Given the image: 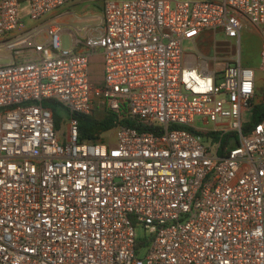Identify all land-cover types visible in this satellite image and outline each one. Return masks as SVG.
<instances>
[{
  "label": "built area",
  "instance_id": "obj_1",
  "mask_svg": "<svg viewBox=\"0 0 264 264\" xmlns=\"http://www.w3.org/2000/svg\"><path fill=\"white\" fill-rule=\"evenodd\" d=\"M87 1L101 25L65 49L57 19ZM20 8L0 0V264H264V47L241 62L264 0H29L26 28ZM205 32L238 60L188 66ZM100 109L113 137L81 142Z\"/></svg>",
  "mask_w": 264,
  "mask_h": 264
},
{
  "label": "rangeland",
  "instance_id": "obj_2",
  "mask_svg": "<svg viewBox=\"0 0 264 264\" xmlns=\"http://www.w3.org/2000/svg\"><path fill=\"white\" fill-rule=\"evenodd\" d=\"M89 3L80 2L70 8V12L65 14L63 17L57 19L60 25L61 30V44L63 48L70 49L73 46V37H77L79 40L82 39V36L79 33V30L84 28L97 29L101 25L102 21V5L96 4L94 6V12H91L87 8ZM21 18L23 20L22 27L26 28L29 26V18L27 17L29 13V3H24L21 5ZM259 30V29H258ZM257 30L251 28L248 31H244L242 34V53H241V62L244 66L255 67L259 64V39L261 37L260 33H256ZM84 34V33H83ZM214 36V35H213ZM224 35L218 34L214 37L209 38L208 40H201L198 46L193 45L187 50V52L194 54H205L209 58L213 59L215 57V47L224 40ZM238 41L234 42L233 45L237 46ZM216 45V46H215ZM234 60H238L237 56V47H235ZM7 60L0 61V64L7 63ZM90 74L92 83L96 86H101L104 81L103 74V58L101 56H95L92 58L90 65ZM262 89L260 88L259 92ZM60 113L66 116L64 110H60ZM97 117L102 119L105 116L103 109H100L97 112ZM113 137V131L106 132L103 135L104 140L111 139ZM136 233L139 238L148 237V232L144 230L142 226L136 228Z\"/></svg>",
  "mask_w": 264,
  "mask_h": 264
},
{
  "label": "trees",
  "instance_id": "obj_3",
  "mask_svg": "<svg viewBox=\"0 0 264 264\" xmlns=\"http://www.w3.org/2000/svg\"><path fill=\"white\" fill-rule=\"evenodd\" d=\"M27 2L29 3V0H20V5ZM54 105L55 107L49 106V108L54 111L56 123L58 127H61V124L63 123L65 116L60 113V110H64L65 112L66 110L60 104H54ZM75 118L79 122V135L81 142L103 141V135L106 132H109L116 127V115L112 113L110 110H107L105 112V116L102 119L98 118L97 115L95 114L93 115L77 114L75 115ZM263 118H264V110L258 109L257 111H255L251 125L258 124ZM125 124L130 125L132 127L136 126V123L132 120L125 121Z\"/></svg>",
  "mask_w": 264,
  "mask_h": 264
},
{
  "label": "crops",
  "instance_id": "obj_4",
  "mask_svg": "<svg viewBox=\"0 0 264 264\" xmlns=\"http://www.w3.org/2000/svg\"><path fill=\"white\" fill-rule=\"evenodd\" d=\"M86 3H89L87 8L90 9L91 12H94L93 8H94V6L96 4H101L99 1H87ZM254 29L257 30L260 33V31L257 28H254ZM257 31H256V33L259 34ZM213 35L215 36V35H218V34L213 33V32H205L202 35H200L198 38H196L195 41L187 42L185 44V62H186V64L188 66H190V67H200V60H199L200 54L190 53V52H187V50L189 48H191L193 45L198 46L200 43H202L201 40H206V39L208 40L209 38L214 37ZM260 35H261V33H260ZM259 40H260L259 41V44H260L259 62H260V52H261L262 48L264 47V39L261 36ZM236 41L237 40H230V39H227L225 37L224 40H222L221 43H219V45L217 47H215V55H218L222 59H227V60L232 59L234 57V55H235V47H237L236 45H233L234 42H236ZM258 66H259V64H258ZM258 66H255V67H252V68H257Z\"/></svg>",
  "mask_w": 264,
  "mask_h": 264
}]
</instances>
